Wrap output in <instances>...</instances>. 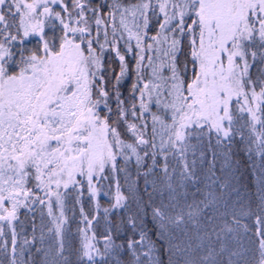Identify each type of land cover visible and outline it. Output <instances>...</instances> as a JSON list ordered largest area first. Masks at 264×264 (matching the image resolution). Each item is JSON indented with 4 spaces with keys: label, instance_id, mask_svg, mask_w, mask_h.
Instances as JSON below:
<instances>
[{
    "label": "snow or ice",
    "instance_id": "1",
    "mask_svg": "<svg viewBox=\"0 0 264 264\" xmlns=\"http://www.w3.org/2000/svg\"><path fill=\"white\" fill-rule=\"evenodd\" d=\"M0 264H264V0H0Z\"/></svg>",
    "mask_w": 264,
    "mask_h": 264
},
{
    "label": "trees",
    "instance_id": "2",
    "mask_svg": "<svg viewBox=\"0 0 264 264\" xmlns=\"http://www.w3.org/2000/svg\"><path fill=\"white\" fill-rule=\"evenodd\" d=\"M130 83V81H129ZM127 87V85H125V88ZM86 188V187H85ZM100 203L102 206H107L108 204V201L106 199H104L103 197L100 198ZM69 204H71V201H69ZM85 207L87 208V201H85ZM70 214V213H69ZM21 218L23 219L24 216H23V210H22V213H21ZM79 219L78 215L77 217L72 221L71 223V226L72 228L74 229L77 225H76V220ZM30 230V229H29ZM70 242H71V246L72 248L74 249L77 245H78V242H79V238L78 236L76 235H73L70 237ZM72 259L75 260V256L73 255L72 256Z\"/></svg>",
    "mask_w": 264,
    "mask_h": 264
},
{
    "label": "rangeland",
    "instance_id": "3",
    "mask_svg": "<svg viewBox=\"0 0 264 264\" xmlns=\"http://www.w3.org/2000/svg\"><path fill=\"white\" fill-rule=\"evenodd\" d=\"M86 187V186H85Z\"/></svg>",
    "mask_w": 264,
    "mask_h": 264
}]
</instances>
